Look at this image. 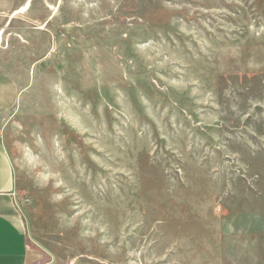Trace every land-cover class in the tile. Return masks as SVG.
Returning a JSON list of instances; mask_svg holds the SVG:
<instances>
[{"label":"rangeland","instance_id":"374dc122","mask_svg":"<svg viewBox=\"0 0 264 264\" xmlns=\"http://www.w3.org/2000/svg\"><path fill=\"white\" fill-rule=\"evenodd\" d=\"M0 36L28 264H264V0H0Z\"/></svg>","mask_w":264,"mask_h":264},{"label":"crops","instance_id":"0c3cea01","mask_svg":"<svg viewBox=\"0 0 264 264\" xmlns=\"http://www.w3.org/2000/svg\"><path fill=\"white\" fill-rule=\"evenodd\" d=\"M21 91L10 76L0 74V119L15 110ZM17 190L10 152L0 140V264H28L29 261L26 219L17 206Z\"/></svg>","mask_w":264,"mask_h":264},{"label":"built area","instance_id":"2783aa9c","mask_svg":"<svg viewBox=\"0 0 264 264\" xmlns=\"http://www.w3.org/2000/svg\"><path fill=\"white\" fill-rule=\"evenodd\" d=\"M16 201H17V199H16ZM17 206H18L19 209H21V205H20L19 202H17Z\"/></svg>","mask_w":264,"mask_h":264},{"label":"bare ground","instance_id":"6f19581e","mask_svg":"<svg viewBox=\"0 0 264 264\" xmlns=\"http://www.w3.org/2000/svg\"><path fill=\"white\" fill-rule=\"evenodd\" d=\"M23 8V7H22ZM18 12V11H17ZM0 43H1V36H0Z\"/></svg>","mask_w":264,"mask_h":264}]
</instances>
